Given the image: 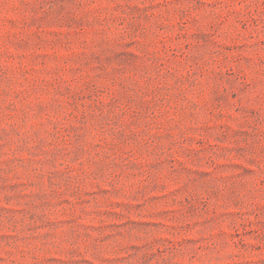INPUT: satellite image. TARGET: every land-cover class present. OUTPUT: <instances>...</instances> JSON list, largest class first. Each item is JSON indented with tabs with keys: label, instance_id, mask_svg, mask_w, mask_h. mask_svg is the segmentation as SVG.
Returning a JSON list of instances; mask_svg holds the SVG:
<instances>
[{
	"label": "rangeland",
	"instance_id": "1",
	"mask_svg": "<svg viewBox=\"0 0 264 264\" xmlns=\"http://www.w3.org/2000/svg\"><path fill=\"white\" fill-rule=\"evenodd\" d=\"M0 264H264V0H0Z\"/></svg>",
	"mask_w": 264,
	"mask_h": 264
}]
</instances>
